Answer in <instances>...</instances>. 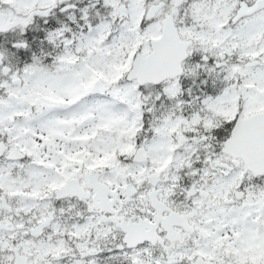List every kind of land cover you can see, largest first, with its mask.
Returning a JSON list of instances; mask_svg holds the SVG:
<instances>
[{
  "label": "snow or ice",
  "instance_id": "snow-or-ice-1",
  "mask_svg": "<svg viewBox=\"0 0 264 264\" xmlns=\"http://www.w3.org/2000/svg\"><path fill=\"white\" fill-rule=\"evenodd\" d=\"M0 264H264V0H0Z\"/></svg>",
  "mask_w": 264,
  "mask_h": 264
}]
</instances>
